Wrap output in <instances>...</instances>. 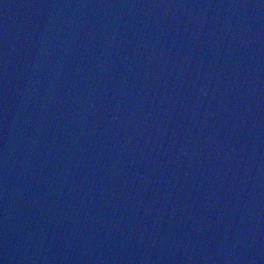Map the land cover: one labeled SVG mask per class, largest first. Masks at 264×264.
Segmentation results:
<instances>
[{
    "label": "water",
    "instance_id": "obj_1",
    "mask_svg": "<svg viewBox=\"0 0 264 264\" xmlns=\"http://www.w3.org/2000/svg\"><path fill=\"white\" fill-rule=\"evenodd\" d=\"M0 264H264V0H0Z\"/></svg>",
    "mask_w": 264,
    "mask_h": 264
}]
</instances>
